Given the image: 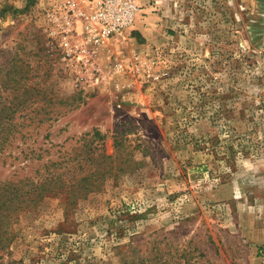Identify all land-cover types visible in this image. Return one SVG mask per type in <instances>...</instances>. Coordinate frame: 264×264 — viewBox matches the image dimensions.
I'll list each match as a JSON object with an SVG mask.
<instances>
[{
  "label": "rangeland",
  "instance_id": "rangeland-1",
  "mask_svg": "<svg viewBox=\"0 0 264 264\" xmlns=\"http://www.w3.org/2000/svg\"><path fill=\"white\" fill-rule=\"evenodd\" d=\"M63 1L0 0V110L38 125L0 176L96 143L124 157L99 191L22 212L0 264H264V0H137L95 68L64 58Z\"/></svg>",
  "mask_w": 264,
  "mask_h": 264
},
{
  "label": "trees",
  "instance_id": "trees-1",
  "mask_svg": "<svg viewBox=\"0 0 264 264\" xmlns=\"http://www.w3.org/2000/svg\"><path fill=\"white\" fill-rule=\"evenodd\" d=\"M23 111L18 107L0 110V152L3 150L5 141L12 145L13 139L19 137L24 142V139L32 136V131L38 127L37 125L32 130H24L31 126H19L15 119L29 116L28 111ZM98 145L96 143L93 148H89L87 151L80 150L74 153L78 159H75L74 155L67 160L64 157L62 159L60 157L47 159L39 165L45 168L44 171L39 170L38 166L35 172L29 174L26 173L24 167H21L18 173L15 170L8 176H0V250H4L10 241L8 234L12 229L13 222L19 220L22 212H34V209H38L44 197L56 193H66L72 199L70 202H75L79 197L85 198L89 194L99 191L105 180L119 175L113 170L114 164L116 160L124 156L117 152L106 154ZM26 149L29 148L26 147ZM37 149V151L43 150L48 153V149H44L40 145ZM31 151L34 152V149H30V153ZM19 152L24 153V150L20 148ZM38 155L40 156V154ZM16 157L14 156V158ZM135 162L136 160L132 159L130 165ZM119 167L120 170H123V166L118 165L115 169H119ZM176 257L179 259L178 264H192L187 258Z\"/></svg>",
  "mask_w": 264,
  "mask_h": 264
},
{
  "label": "built area",
  "instance_id": "built-area-1",
  "mask_svg": "<svg viewBox=\"0 0 264 264\" xmlns=\"http://www.w3.org/2000/svg\"><path fill=\"white\" fill-rule=\"evenodd\" d=\"M139 12L137 0H64L47 15L51 21H58L64 31L78 35L74 46L65 50L64 58L95 68L94 47L111 38L128 36Z\"/></svg>",
  "mask_w": 264,
  "mask_h": 264
}]
</instances>
